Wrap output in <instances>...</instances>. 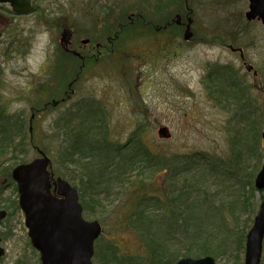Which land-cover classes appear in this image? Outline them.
Here are the masks:
<instances>
[{
	"label": "rangeland",
	"instance_id": "374dc122",
	"mask_svg": "<svg viewBox=\"0 0 264 264\" xmlns=\"http://www.w3.org/2000/svg\"><path fill=\"white\" fill-rule=\"evenodd\" d=\"M32 1L40 11L30 16L13 15L9 6L0 5V77L2 78L0 95L8 113L14 116L18 114L26 120L38 119L35 125L36 143L41 145L42 151H45V148L49 150L45 151L49 161L52 162L53 167L59 169V163H55L54 157L58 155L60 141L57 136L52 135L55 131L52 124L58 120L60 114L72 108V105L93 99L102 100L107 106V121L111 136L117 143L124 144L138 128H141L143 141L153 152L158 146L164 155L178 157V160L184 161V164L200 155L195 159L198 160L197 165L201 166L200 170L195 167V173H190V176H179L175 183L176 189L191 190V197L197 199L196 210L191 209L186 214L208 229L206 228L208 219L220 221L222 217L212 212L201 219L202 209L210 208L212 202L216 203L213 204L214 207L215 205L226 206L222 214L230 220L232 233L228 234L224 241V247L219 251L221 254L204 255V257H212L217 264H245V243L244 251L236 249L238 245L236 232L239 227L236 226L235 221L240 223L242 237L246 236L253 228L256 215L264 201V191L258 192L254 187L255 179L264 165L262 141L264 24L258 21L247 22L246 12L249 10V1L191 0L189 2L194 8L193 27L197 38L193 46L185 43L182 46L176 44L169 47L170 55L166 56L167 53L164 54V51L162 55L157 56L150 53V57L142 61L131 58L125 63L122 62L127 59L125 55L110 57L98 67L86 68L81 74L82 81L72 85L70 89L68 85L71 80L57 84V79L52 78L56 74L54 61L60 60L63 56L60 53V37L63 30L68 27L72 32L75 50L92 56L90 52L92 43L88 49H84L77 42L91 39L95 35L102 37L106 27L105 24L103 27L101 24L98 27L95 26L94 21L91 20L95 13L89 6H97L95 10L100 16L105 12L104 9L108 7L113 9L112 18L110 19V16L108 19L113 23L123 13L128 14V21L139 18L141 13L138 14L140 11H137L139 8L136 3L138 2L134 0ZM128 1L133 2L126 3ZM171 1L173 0H157V4L162 7V11L168 10ZM175 1L179 3V0ZM118 3L121 4L117 7ZM123 3L126 6L131 5L130 9L127 10ZM154 5L157 7L155 2ZM155 7L150 0L143 8L146 12L159 17L158 7L157 10ZM43 9L46 16L41 11ZM185 13L186 11L183 12ZM144 19L147 18L144 17ZM152 21L151 25L155 28L164 24L159 18L154 17ZM13 34L20 35L18 40L22 41L23 47L19 50L16 49L18 43L15 42L16 37ZM223 38L226 45L220 43ZM99 40L101 42V38ZM181 40L185 42L184 38ZM210 41H214V44ZM126 42L130 46L137 47L141 46L145 40L142 37L141 43L130 44L127 40ZM230 46L244 50L246 61L258 72L257 77H254L252 72L246 71L240 53L233 52ZM122 56L125 58L122 59ZM227 65H232L239 70L242 81L245 79L246 88L249 87L244 103L250 118L258 123L256 130L250 131L246 126L247 123L240 120L242 111L236 108L235 101L229 100L227 84V97L223 98L222 94H219L216 95L217 99H214L215 95L210 93L206 86L208 80L205 79L210 69L214 70ZM47 84L51 93L48 96L45 93L38 94L39 86L46 87ZM66 91H68L67 94H65ZM69 94H72V97L68 100L64 99ZM52 100L58 101L56 110H48L43 112V115L37 112V118L33 117L30 109L33 104L36 105L35 108L40 109ZM163 128L167 130L166 134L160 135L159 131ZM26 143L28 152L25 156L18 153L16 159L14 155L8 153L2 159L0 158V189L2 187L6 189L3 199H8L10 202L7 208L10 210V217L4 222L2 229V235L7 238L4 243L7 254L0 264H41L39 252L32 246L28 236L25 215L20 209L19 211L10 209L11 204L17 199L9 182L13 169L19 163L28 165L41 157L33 146L30 147L32 143L29 138ZM15 160H17L16 163H14ZM4 166L9 168L10 172ZM56 176L58 177L59 174ZM135 176L136 173L132 175V177ZM151 176L152 173L146 176L147 189H150L148 192H152L150 194H158L164 190L162 186L167 187L164 184V175H155V179ZM126 178L129 179V176ZM244 178L245 180L252 178V189L249 186L239 185ZM124 185L123 182L118 183L116 187H112L113 194L102 195L101 204L92 205L85 212V218L90 221L94 219L100 221L106 239L118 243L122 253L138 256L140 245L138 237L125 225L128 210L135 201L126 196L127 191L125 193L123 190ZM247 198L249 207L244 206L240 209L239 204L232 206L233 203H239V200L243 202ZM203 202L205 206L202 207ZM163 220L164 229L168 232V227L174 224L175 219L166 216ZM245 228L247 231L243 234ZM213 241L214 245L219 242L216 239ZM190 244L182 239L180 244L173 245V250L179 251V257L175 261L169 260L170 264H177L183 258H204L184 256L186 250L183 246L187 248ZM217 248L219 249V246ZM223 251L226 253L222 254ZM143 258L136 257L140 262H133V264H159L149 263ZM262 258L261 264H264V252ZM112 261L114 264V260ZM126 262L118 264H126ZM93 264H98L96 258Z\"/></svg>",
	"mask_w": 264,
	"mask_h": 264
},
{
	"label": "trees",
	"instance_id": "16d2710c",
	"mask_svg": "<svg viewBox=\"0 0 264 264\" xmlns=\"http://www.w3.org/2000/svg\"><path fill=\"white\" fill-rule=\"evenodd\" d=\"M41 11L46 16L45 9ZM139 11L138 14L142 13L145 15L148 24L153 22L152 13L146 12L144 8H140ZM120 16L113 23H108V27H106L105 31L103 30V34L115 32L117 33V42H120V40L124 39L122 38V34L143 29L141 23L138 24L137 18L128 21L127 13L120 14ZM154 28L155 26H152L150 29L154 32ZM13 36L16 37L15 42L18 43L16 49L19 50L23 47V43L18 40V34H13ZM210 42L213 43L214 41ZM225 42L224 40V45H226ZM121 47L125 49L131 48L127 42H124L122 46L118 45L116 48L119 49L116 51V56L114 57L127 56V59L122 60L125 63L131 58L134 59L132 52L127 50L121 51ZM61 53L63 56L60 60L56 61L55 76L59 82H64L70 79L72 75V78H74L75 72L72 71L77 70L78 66H82V64L71 54L66 55L63 52ZM112 55L115 54L113 53ZM125 56H122V59ZM84 63L86 66L96 65V59L94 56L86 57ZM226 68L227 80L224 74L225 68H214V70L210 69L207 73L205 80H208V82L205 85L210 90V93L215 95L214 99H217L216 95L219 94H222L221 96L226 98L229 89V100L235 101L236 108L242 111L240 120L247 123L246 126L250 131L256 130L258 123L256 120L250 118L247 106L244 103L245 97L248 96L246 93H248L249 87L246 88L245 79L242 81L239 70L233 68L232 65H227ZM1 79L0 77V83ZM226 83H228V89H226ZM39 87L38 94L45 93L48 96L51 93L48 84L46 87L44 85H40ZM211 96L213 97L212 94ZM65 99L68 100L69 97H65ZM56 103L58 101L52 100L51 103L48 102V104L40 107V109L35 108L36 105L33 104L30 107L31 114H36V118L40 112H48V110L52 109L56 110ZM71 107L60 114L58 120L52 124L53 130H55L52 135L57 136V139L60 141L55 163H59L60 166V169L56 168L59 176L77 183L85 210L88 211L92 205L101 204V196L113 194L114 190L112 187L114 188L118 183L123 182L125 184L123 190L125 193L127 191L126 196L130 200L135 201L131 204L130 210H128L125 225L130 232H134L138 237L140 242L137 252L138 256L144 257L149 263L157 262L161 264L164 261H175L179 257V251H174L173 245L180 244L182 239L186 240L187 244L191 243L187 248L185 245H181L186 250V254H184L186 257L194 256L200 258L204 257V255L221 254L219 251L223 249L224 241L227 239L228 234L232 233L230 230V220L222 214L223 210H226V206L215 205L216 207H214L213 204L216 203L212 202L211 206H209L210 208L202 209L201 219L212 212L222 217L220 221L208 219L206 221L208 223V227L206 228L208 229H205L202 223H197L186 214L191 209L196 210L197 206V199L191 197V190H183L184 188L178 190L175 187L179 176H190V173H195V167L200 170L201 166L197 165L198 160H195L200 155L184 164V161H179L178 157L172 158L173 156L171 155H164L158 149V146L156 151L153 152L143 141L144 136L141 128H138L127 142L119 144L111 136V129L107 121V106L102 100L80 101ZM37 122L38 119H35L31 123L30 118L26 120L18 114L17 116L10 115L0 95V158L2 159L8 153L14 155L15 158L18 153L25 156L28 152L26 149V140L28 138L32 143L30 147L33 146L36 150H39L41 145L36 143L37 128L35 125ZM45 149L49 151L47 148ZM16 162L17 160L14 163ZM4 168L6 170L9 169L5 166ZM8 171L10 172V170ZM134 173H136V176L132 177ZM149 173H152V179H155V175L158 174L165 177L164 184L167 187L164 188L162 186L164 190H161L158 194L153 193L154 195H152L150 194L152 192H148L150 189H147L146 181L148 180L146 176ZM126 176H129L130 180ZM237 184L239 183L237 182ZM239 185L242 187L249 186L252 189V178L250 180L249 178L248 180L244 178L240 181ZM2 191L3 189H0V193ZM1 196L0 198H2ZM235 204H239L240 209L244 206L247 208L249 207V199H244L243 202L239 200V203H233L232 206ZM15 206L18 207L16 204ZM203 206H205L204 202L202 203ZM166 216L175 219L174 224L168 227V232L164 229L163 218ZM96 220L94 219V221ZM235 224L239 227V230L236 232L238 240L236 249L244 251L243 244L246 242V238L245 236L242 237L239 221L236 220ZM246 229L243 231V234L247 231ZM223 235L224 237L222 238ZM214 239L219 241L217 245H214ZM218 246L219 249L217 248ZM225 253L223 251L222 254ZM96 255L98 264H113L112 260H114V264L122 263L123 261H127L126 264L140 262L136 259L138 256L122 253L118 243L106 239L105 234L97 243ZM170 261L165 264H170Z\"/></svg>",
	"mask_w": 264,
	"mask_h": 264
},
{
	"label": "water",
	"instance_id": "95a60500",
	"mask_svg": "<svg viewBox=\"0 0 264 264\" xmlns=\"http://www.w3.org/2000/svg\"><path fill=\"white\" fill-rule=\"evenodd\" d=\"M249 11L246 13L248 21L260 19L264 24V0H248ZM10 4L15 14L31 12V0H0V4ZM190 39L189 36H186ZM71 35L64 32L61 42L67 45ZM88 42H85L87 44ZM233 52L236 50L231 47ZM241 57L245 59L243 50ZM247 72H252L254 67L245 64ZM257 71L253 76L257 77ZM165 130H162L164 132ZM264 152V131L262 134ZM41 162V161H40ZM39 162V163H40ZM16 178V173H15ZM20 205L26 215L25 226L29 229L32 246L40 252L42 264H92L94 242L101 236L100 223H88L82 218V206L78 202V192L71 188L68 182L59 180L57 193L62 197L61 205L54 203L47 185L46 191L33 190L32 183L20 181ZM258 191L264 190V166L255 180ZM68 201L70 207L64 205ZM255 219L253 229L248 234L246 243L245 264H261L264 244V202ZM63 207V208H62ZM5 213L0 212V222L5 218ZM5 254L0 248V258ZM178 264H217L211 257L204 259L184 258Z\"/></svg>",
	"mask_w": 264,
	"mask_h": 264
},
{
	"label": "flooded vegetation",
	"instance_id": "af4514ba",
	"mask_svg": "<svg viewBox=\"0 0 264 264\" xmlns=\"http://www.w3.org/2000/svg\"><path fill=\"white\" fill-rule=\"evenodd\" d=\"M184 1V2H183ZM191 0H179V3L175 0L171 1L170 4L168 5V10H163L162 11V7L160 5H158L157 0H152V5L153 7H155L154 2L156 3L157 7H158V11H159V17L155 14L153 15V18H159L161 19L164 24L158 28H154L155 31L153 32L152 29H150L152 27L151 24H148L146 22V19H144L145 15L144 14H140L138 19V24L141 22L142 23V27L143 29L141 31H130V33H125L122 34L124 39L120 40V42H117V33L113 32V33H109V34H102V37H100V35H95V37H92L91 39H88V44H84L81 40L80 42H77L78 45L83 46L84 49H88V47L91 46L92 43V50L90 51L91 53H94V57H96V66H100L103 64V62H106L110 59L109 56V52H111V54H115L114 56H116V51H118L119 48H116L118 45L122 46L124 44V42L129 41V43H141L142 38H144L145 42L141 45V46H137L134 47L133 45H129L131 48L130 49H125L123 47H121V51H129L132 52L134 55V59H138L140 61L145 60L146 58L150 57V53L151 54H155L157 55H162L163 51L167 52V55H170L171 49L169 47L173 46V45H178V46H182L185 44H190V45H194V43H196L197 38H196V32L194 31V27H193V23H194V8H193V4L191 5V3L189 2ZM149 1H139L138 3H136L137 8H143L145 7V5L148 3ZM160 3V2H159ZM121 3L116 4V6L118 7ZM125 6L126 4L123 3ZM130 6H126L125 8L127 10L130 9ZM135 6V5H133ZM106 7V6H105ZM157 7L156 10H157ZM90 10H92L93 14L91 20L94 21V24L96 27H98L99 24H101V26L103 27V25L105 24V27H108V23L110 22L108 19L110 17V19L112 18V13H113V9H110L109 7L104 9L105 12L102 13V16L98 15V11L96 12V8L97 6H89ZM139 9L137 11H139ZM185 14H183V12H185ZM92 14V13H91ZM129 17H127L128 19ZM131 18V17H130ZM104 19V20H102ZM144 19V20H143ZM165 19V20H163ZM143 20V21H142ZM258 22L262 23L260 20L257 19ZM255 21V22H257ZM148 24V25H146ZM144 25V26H143ZM151 25V26H150ZM150 27V28H149ZM189 36V41L186 40L185 36ZM101 38V42L100 39ZM141 38V39H140ZM150 38V39H149ZM182 38H184L185 42H182ZM221 45H224V38L222 40H220ZM180 42H182V44H180ZM71 46L69 48L68 53L72 54L73 56H75L76 58H82L83 57H88L82 53H79L80 51L75 50L74 48V43L71 42ZM81 43V44H80ZM214 44V43H213ZM153 47V49H152ZM150 52H149V50ZM152 49V50H151ZM80 54H78V53ZM89 58V57H88ZM51 63V62H50ZM85 67V66H84ZM75 78L73 79V84H78L79 82L82 81V75H81V70L78 69L75 71L74 73ZM71 86V84H70ZM72 87V86H71ZM43 115V113H42ZM53 168V167H52ZM52 180H50L51 184H52V188H51V193H52V197L54 198L53 201L54 203L56 202H61V197L58 196V194L55 192V179L52 177ZM11 186V184H10ZM17 186V185H16ZM17 188V187H16ZM14 193L17 196L16 202L11 204L12 206L10 207L11 210H17L19 211L20 206L19 205V194H18V189L14 191ZM11 201V200H10ZM9 203H6L4 201L1 202V206L2 208L0 210H2L5 213V218L1 221L0 223V248L4 249L5 254L2 256V258H0V261H2V259L6 256L7 254V248H5L4 243L7 241V238L4 237L2 235V229L4 228L3 224L4 222L10 217V210H8L7 208L9 207ZM15 204L18 206L16 207ZM61 205V204H60ZM67 207V203L64 202V205ZM63 208V207H62ZM22 211V210H21ZM23 213V211H22ZM24 215V213H23ZM32 244V243H31Z\"/></svg>",
	"mask_w": 264,
	"mask_h": 264
}]
</instances>
